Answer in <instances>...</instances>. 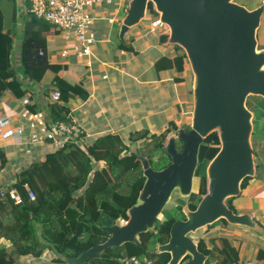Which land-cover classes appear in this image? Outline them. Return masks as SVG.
Segmentation results:
<instances>
[{
	"label": "trees",
	"instance_id": "trees-1",
	"mask_svg": "<svg viewBox=\"0 0 264 264\" xmlns=\"http://www.w3.org/2000/svg\"><path fill=\"white\" fill-rule=\"evenodd\" d=\"M24 3L26 20L19 26L16 0H0V101L10 97L6 81L20 82L21 79L43 86L46 99L53 90L60 92L63 102L73 93L85 99L88 91L81 78L87 68L75 64H50L47 37L55 32L54 27L32 17L28 12V1ZM147 16L152 22L158 20L154 8ZM157 37L160 47L174 51L173 55L163 58L165 68L175 73L178 83H183L186 81L184 75L191 71L185 52L168 43L166 26ZM120 46L131 50L126 43L121 42ZM15 50L18 68L14 64ZM189 93L192 95V89ZM47 101L45 111L52 119L66 121L69 109L65 111L64 105ZM246 105L248 107V99ZM29 109L33 112L42 110L37 101L31 103ZM180 129L188 132L190 124L182 123ZM177 134L175 125L159 132H152L149 125L126 128L116 133L94 135L88 143L71 144L62 151L46 152L42 160L31 162L12 186L4 187L6 190L16 188L22 202L16 205L9 198L0 199V264H27L26 259L32 258L35 264H67V259H76L88 249L106 242L110 233L105 228L114 226L119 220H128L127 213L136 205L143 189L146 178L140 156L148 160L153 170L166 168L171 159L163 147L172 135L177 151L182 150ZM133 146L134 150L131 149ZM219 149L217 132L208 135L199 149L194 180L200 185L187 199L190 210L196 209L206 193V169ZM5 154L0 151L3 164ZM25 184L35 192V200L28 198ZM233 199L226 200L232 210ZM181 219H184L181 206H167L156 217L152 229L135 237V243L129 245L133 250L128 249V255L124 246L130 243H125L110 247L81 264H97L96 260L98 264H122L121 259L126 256L150 260L151 264H166L165 254L157 253V245L168 242L172 224ZM231 226L234 225L220 219L189 235L198 250L207 256L205 264H239V247L233 246L229 237L213 233L217 228ZM258 258L264 262L263 249H259ZM189 259L187 256L183 263Z\"/></svg>",
	"mask_w": 264,
	"mask_h": 264
},
{
	"label": "water",
	"instance_id": "water-1",
	"mask_svg": "<svg viewBox=\"0 0 264 264\" xmlns=\"http://www.w3.org/2000/svg\"><path fill=\"white\" fill-rule=\"evenodd\" d=\"M149 3L167 27L168 43L185 52L193 75L190 130H178L181 152L175 137L168 139L163 151L171 163L166 168L153 170L140 156L146 181L127 213L128 220L105 228L110 233L106 242L67 259V264H81L110 247L135 243L139 233L153 228L168 204L181 206L184 219L172 224L167 243L157 245V253L169 255L166 264H205L207 256L189 235L220 219L262 232L250 214L236 213L226 200L240 196L242 181L255 174L254 114L246 103L251 96L264 99V49L257 41L264 5L249 10L235 0H129L119 29L121 42L126 43L130 29L146 18ZM213 132L218 134L220 149L206 169V193L190 210L187 199L193 191L199 149ZM176 190L181 200H173ZM187 256L190 259L183 263Z\"/></svg>",
	"mask_w": 264,
	"mask_h": 264
},
{
	"label": "crops",
	"instance_id": "crops-1",
	"mask_svg": "<svg viewBox=\"0 0 264 264\" xmlns=\"http://www.w3.org/2000/svg\"><path fill=\"white\" fill-rule=\"evenodd\" d=\"M24 2L25 0H16L19 26L26 20ZM122 2L123 0H116L113 5L107 7V17L116 18L113 24L103 20L96 24L100 43L94 49L95 58L92 59L91 67L84 65L73 55L67 58L60 56L65 43L57 32L47 37L51 65L75 64L87 68L81 78L88 91L87 97L81 99L73 93L69 100L63 102L65 111L69 109V116L74 117L84 129L86 138L84 137L83 142L87 138H93L83 127V121L92 120L93 122L97 112L99 113L98 121L101 123L103 120L107 122L109 120L111 126L108 128L102 124L94 126L92 130L96 131L95 135L106 132L116 133L126 128L137 129L148 125L151 126L152 132H159L170 125L182 124L191 107L188 106L187 92L185 94L187 74L184 75L186 81L178 83L175 80V73L167 70L163 64V58L174 53L172 48L164 50L159 45L157 34L162 32L163 27L161 29L154 27L149 16H146L126 35L125 42L131 50L121 48L119 29L124 17L121 15L123 10L125 14L127 8L126 6L123 9ZM245 3L243 5L246 8L253 10L262 5L263 0H247ZM257 41L259 48L264 49V12L257 30ZM17 46L18 42L16 48ZM15 54V60L18 62V53ZM6 82L10 97L0 101V111L10 115L14 122H18L16 114L21 109L19 102L25 97H28L32 103L37 101L40 109L42 108L39 111L46 110L45 104L48 99L43 96V86L25 79H21L20 82L13 80ZM177 129L180 128L177 127ZM263 131L264 127H260L256 134ZM254 132L253 125L252 136ZM25 141V145H20L14 140L0 139V151L6 153L4 164L0 159V188L12 186L18 180L21 171L31 162L42 160L46 152H51L48 144L31 146L27 144V139ZM252 146L254 147V144ZM40 148L43 149V155L39 151ZM254 152L255 174L247 181L246 179L242 181L240 196H244L245 201L237 207L235 212L250 214L261 226L262 232L252 233L251 229L240 226L227 228L234 230L237 234L243 233L246 236L245 241L230 237L229 234H219L217 232L219 228L213 231L216 235L229 237L232 245L239 247V264H264L263 260L258 258L259 249L264 250V146L259 145ZM31 260L26 259L27 264Z\"/></svg>",
	"mask_w": 264,
	"mask_h": 264
},
{
	"label": "built area",
	"instance_id": "built-area-1",
	"mask_svg": "<svg viewBox=\"0 0 264 264\" xmlns=\"http://www.w3.org/2000/svg\"><path fill=\"white\" fill-rule=\"evenodd\" d=\"M29 14L37 19L44 20L54 27L55 32L61 36L65 43L60 56L67 58L71 55L77 57L84 65L91 67L95 58L94 49L100 43L96 24L105 21L113 24L114 17H107V7L113 5L116 0H27ZM264 4V0H263ZM154 27L161 26L159 20L152 23ZM50 102L63 105L61 94L53 90ZM20 111L16 114L18 122L0 111V139L14 140L16 144H48L51 152L64 150L71 144L83 143L86 137L81 124L68 115L66 121H54L48 111L33 112L29 109L32 103L28 97L20 102ZM24 190L30 200L36 199V194L28 185ZM9 198L14 204L22 202L20 192L10 187L8 190L0 188V199ZM125 223V221L123 220ZM122 264H151L150 260H141L136 256H126L121 259Z\"/></svg>",
	"mask_w": 264,
	"mask_h": 264
},
{
	"label": "rangeland",
	"instance_id": "rangeland-1",
	"mask_svg": "<svg viewBox=\"0 0 264 264\" xmlns=\"http://www.w3.org/2000/svg\"><path fill=\"white\" fill-rule=\"evenodd\" d=\"M128 1L129 0H123V2H122L123 9H125V7L127 6ZM245 1H247V0H236V2L238 4H241V5H243V4L245 5L246 4ZM153 8L154 7H153L152 3H149L147 11L149 12ZM121 16H124V10L122 11V15ZM157 28L161 29L162 27L161 26H157ZM15 53H16V50L14 52V58L16 59V54ZM115 57L117 58L116 55H115ZM15 59H14V62H15L14 64L17 67V62H16ZM192 85H193V75H192V73L190 71V72L187 73V85L185 86L186 87L185 88V94L187 92L186 97H187V100L189 102L188 106H191V107L193 105V100H192V95H190V93H189V89H192ZM47 103H48V101H47ZM248 107H249L250 111H252L253 114H255V116H254L255 121L253 122V125L255 127V132H254V135L252 136V145L254 144L253 148L257 149L259 147V145L264 146V131L261 132L260 134H256L260 130V127L261 128L264 127V99H261L260 97L251 96V97L248 98ZM96 114L98 115L99 113L97 112ZM97 115L95 116V119H93L94 120L93 122H92V120H84L83 121L84 122L83 123V127L85 128V130H87L89 136H94L95 135L96 131H93L92 128L94 126H96V125H100V124L106 125V128L111 126L109 120H108V122H107V120H103L100 123L98 121V119H97ZM191 118H192V112L191 113L187 112V114L185 115V120L182 123L191 124ZM176 127L181 128V124L179 123ZM89 141H91V138H87L85 140V143H88ZM134 148H135L134 146L131 147L132 150H134ZM39 151L41 152V155H43V149L40 148ZM261 155L262 154L260 153V156ZM247 180H248V178H246L245 181H247ZM199 185H200L199 181L198 180H194L193 181V185H192L193 191H197L198 188H199ZM172 198H173V200L177 201V200H181L183 198V196H182V194L179 193V191L176 190V191L173 192ZM172 198H171V200H172ZM244 199H245L244 196H238V197L233 199V204L235 206L234 210L237 211V207H239L243 203V201H245ZM176 201H174L173 203H175ZM168 206H169V204H168ZM217 232L219 234H224V235H228L229 234L228 236H230V237H237V238H241L242 240L246 241V239H245L246 236H244L243 233L237 234L232 229H224V228L220 227ZM251 235H254V234H251ZM133 244L134 243L125 244L124 250L126 252V255H128V253H127L128 249H129V251L133 250V246H129V245H133ZM140 254H138V255H140ZM165 257H166L165 261L167 263V261L169 260V255L165 254ZM44 259H46V257H44ZM34 261H35L34 258H32V260L29 261L28 264H35L36 262H34ZM94 262L97 263V264L99 263L98 260H96Z\"/></svg>",
	"mask_w": 264,
	"mask_h": 264
}]
</instances>
